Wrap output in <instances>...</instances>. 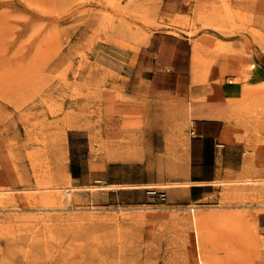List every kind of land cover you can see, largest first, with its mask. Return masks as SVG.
I'll use <instances>...</instances> for the list:
<instances>
[{
	"label": "rangeland",
	"instance_id": "rangeland-1",
	"mask_svg": "<svg viewBox=\"0 0 264 264\" xmlns=\"http://www.w3.org/2000/svg\"><path fill=\"white\" fill-rule=\"evenodd\" d=\"M169 32L196 44L201 81L219 78L221 55L246 59L248 77L264 60V0H0V264H198L191 207L208 263L264 264V85L237 106L244 162L210 198L176 199L186 184L169 163L146 187L100 180L119 174L112 162L176 153L128 151L126 135L118 149L110 133L126 76ZM170 136L186 150L188 128Z\"/></svg>",
	"mask_w": 264,
	"mask_h": 264
},
{
	"label": "crops",
	"instance_id": "crops-1",
	"mask_svg": "<svg viewBox=\"0 0 264 264\" xmlns=\"http://www.w3.org/2000/svg\"><path fill=\"white\" fill-rule=\"evenodd\" d=\"M143 54L151 61L132 69L135 73L126 76V97L112 101V143L122 149L120 137L126 135L127 147L123 148L128 151L176 153L169 160L158 154L156 163L146 165L134 159L112 162L110 166L120 168L119 174L104 178L101 172L100 180L111 186H150L167 181L163 167L169 163L178 170L176 182L186 184L174 193L176 199L186 194V200L201 202L216 192L212 189L219 180L237 172L236 168L244 162L233 156L245 150L243 134L239 138L236 134L242 122L235 120L243 118L237 106L247 102L252 93L258 95V86L264 85V60L256 59L254 70L246 77V59L239 57L236 61L229 55H221L217 59L219 78L206 83L194 73L196 44L191 37L170 32L156 34ZM187 128L189 142L186 150L181 149L178 154L179 141L170 135H181ZM232 137L234 143H224ZM71 174L72 180L80 183V177ZM256 221L263 226L264 215L259 214Z\"/></svg>",
	"mask_w": 264,
	"mask_h": 264
},
{
	"label": "bare ground",
	"instance_id": "bare-ground-1",
	"mask_svg": "<svg viewBox=\"0 0 264 264\" xmlns=\"http://www.w3.org/2000/svg\"><path fill=\"white\" fill-rule=\"evenodd\" d=\"M121 188H127V187L124 186V187H121ZM68 195H71V191L70 190L68 191ZM196 209H197L196 207H191V211L193 212L194 240H195V244L197 246L196 249H197V253H198L197 254V263L198 264H210V263H208V261L205 260V258L203 256V253H202L203 243H204V231L206 230L207 218L206 217L205 218L197 217V215L195 213Z\"/></svg>",
	"mask_w": 264,
	"mask_h": 264
},
{
	"label": "built area",
	"instance_id": "built-area-1",
	"mask_svg": "<svg viewBox=\"0 0 264 264\" xmlns=\"http://www.w3.org/2000/svg\"><path fill=\"white\" fill-rule=\"evenodd\" d=\"M147 194L151 197H158L161 198L162 200L166 199V194L162 191H159L155 188H148L147 189Z\"/></svg>",
	"mask_w": 264,
	"mask_h": 264
},
{
	"label": "trees",
	"instance_id": "trees-1",
	"mask_svg": "<svg viewBox=\"0 0 264 264\" xmlns=\"http://www.w3.org/2000/svg\"><path fill=\"white\" fill-rule=\"evenodd\" d=\"M75 175V174H74Z\"/></svg>",
	"mask_w": 264,
	"mask_h": 264
}]
</instances>
